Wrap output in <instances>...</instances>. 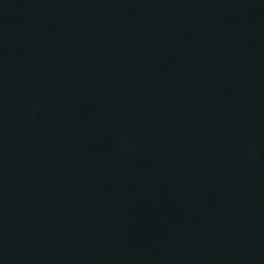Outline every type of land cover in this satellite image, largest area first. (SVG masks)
I'll return each mask as SVG.
<instances>
[{"label": "water", "instance_id": "1", "mask_svg": "<svg viewBox=\"0 0 264 264\" xmlns=\"http://www.w3.org/2000/svg\"><path fill=\"white\" fill-rule=\"evenodd\" d=\"M0 264H264V0H0Z\"/></svg>", "mask_w": 264, "mask_h": 264}]
</instances>
